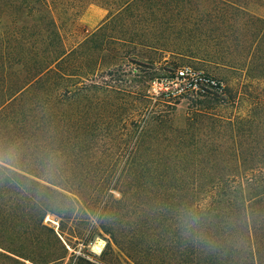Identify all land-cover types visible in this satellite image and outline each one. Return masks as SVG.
<instances>
[{
	"label": "trees",
	"instance_id": "obj_1",
	"mask_svg": "<svg viewBox=\"0 0 264 264\" xmlns=\"http://www.w3.org/2000/svg\"><path fill=\"white\" fill-rule=\"evenodd\" d=\"M169 1L0 0V264H57L97 235L134 264H264V0ZM90 5L109 14L69 47L60 17ZM206 12L238 50L203 54L237 82L181 125L171 94L129 103L126 62L182 55L168 32Z\"/></svg>",
	"mask_w": 264,
	"mask_h": 264
},
{
	"label": "rangeland",
	"instance_id": "obj_2",
	"mask_svg": "<svg viewBox=\"0 0 264 264\" xmlns=\"http://www.w3.org/2000/svg\"><path fill=\"white\" fill-rule=\"evenodd\" d=\"M190 3H193L194 6L200 5L201 9L217 7L214 0L169 1V4L175 8L177 7L183 12L190 7ZM92 7L93 5H90L83 9L81 14L78 17H74L73 20L70 19V16L61 15L59 24L69 47L81 43L87 35L91 34L97 28H88L81 22L82 15L86 13L88 9L91 10ZM249 9L252 12L264 16V8L251 6ZM223 15V17H226L224 13ZM218 16V14L214 15V13L209 16L207 12L200 16H197V14L182 16L184 23H182V20H180V22L183 26L185 25L187 27L188 31L182 30L175 32V29L174 31L170 30L171 33H169L170 31L168 32V39L171 42L180 41L183 44L184 52L182 55L172 56L170 53L162 54L161 52L151 53L147 51L149 63H152V61L155 63V66L152 68L143 67L134 62H126V66L123 67L122 72L119 74L123 79L130 80L128 87H126V96L124 98L136 107L138 105L139 96L143 92L146 95L149 94L155 98L158 97L168 86L171 87V84L166 80L167 75H165V73L168 71H173L172 73H174L184 66H191L197 70L203 71L223 82L225 87H229V85L236 83V80L241 77L238 72L209 61L203 54V51H212L218 52L228 59H234L237 56V36L229 34L228 24L224 23L222 18L219 19ZM130 51L132 52L129 54L130 57L136 58V54L140 53L141 49L136 51L131 49ZM107 79L109 80V78ZM218 96H222V94L216 90L208 89L205 92H200L199 95L192 94L177 98L169 104V109L175 110L177 125H181L185 122L194 103L199 101L210 103L217 99ZM155 98H153L154 100L151 99L152 101L150 100L153 104L156 102ZM46 222H51L57 229L59 227V222L55 218L48 217ZM69 238L70 240L72 239V237ZM98 240L104 242L103 251L101 252L95 250V245ZM107 244V239L99 235L88 245H84L78 238L72 239L71 245L67 246V259L57 264H134L117 247L112 246V248H110Z\"/></svg>",
	"mask_w": 264,
	"mask_h": 264
},
{
	"label": "built area",
	"instance_id": "obj_3",
	"mask_svg": "<svg viewBox=\"0 0 264 264\" xmlns=\"http://www.w3.org/2000/svg\"><path fill=\"white\" fill-rule=\"evenodd\" d=\"M166 80L171 84V87L168 86L162 92L171 94L176 98L192 94L199 95L200 92H205L208 89L222 93L225 89L223 82L191 66L180 68L175 78H167Z\"/></svg>",
	"mask_w": 264,
	"mask_h": 264
},
{
	"label": "crops",
	"instance_id": "obj_4",
	"mask_svg": "<svg viewBox=\"0 0 264 264\" xmlns=\"http://www.w3.org/2000/svg\"><path fill=\"white\" fill-rule=\"evenodd\" d=\"M109 12L101 7L94 6L91 10H87L81 17V22L88 28L98 27L108 16Z\"/></svg>",
	"mask_w": 264,
	"mask_h": 264
},
{
	"label": "bare ground",
	"instance_id": "obj_5",
	"mask_svg": "<svg viewBox=\"0 0 264 264\" xmlns=\"http://www.w3.org/2000/svg\"><path fill=\"white\" fill-rule=\"evenodd\" d=\"M103 246H104V242L102 240L101 241L98 240V242L95 245V250L97 252H101V251H103L102 250Z\"/></svg>",
	"mask_w": 264,
	"mask_h": 264
}]
</instances>
